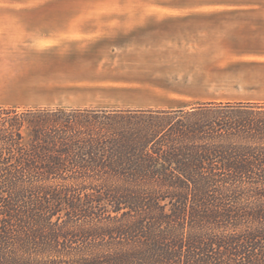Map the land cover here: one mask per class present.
Instances as JSON below:
<instances>
[{
  "label": "trees",
  "instance_id": "16d2710c",
  "mask_svg": "<svg viewBox=\"0 0 264 264\" xmlns=\"http://www.w3.org/2000/svg\"><path fill=\"white\" fill-rule=\"evenodd\" d=\"M0 264H264V103L0 108Z\"/></svg>",
  "mask_w": 264,
  "mask_h": 264
},
{
  "label": "crops",
  "instance_id": "0c3cea01",
  "mask_svg": "<svg viewBox=\"0 0 264 264\" xmlns=\"http://www.w3.org/2000/svg\"><path fill=\"white\" fill-rule=\"evenodd\" d=\"M121 2L0 0V108L264 103V0Z\"/></svg>",
  "mask_w": 264,
  "mask_h": 264
},
{
  "label": "rangeland",
  "instance_id": "374dc122",
  "mask_svg": "<svg viewBox=\"0 0 264 264\" xmlns=\"http://www.w3.org/2000/svg\"><path fill=\"white\" fill-rule=\"evenodd\" d=\"M36 1V0H30ZM119 0H60V4L63 5H85V4H124L126 2L118 3ZM227 88V87H221Z\"/></svg>",
  "mask_w": 264,
  "mask_h": 264
},
{
  "label": "snow or ice",
  "instance_id": "6c2138e0",
  "mask_svg": "<svg viewBox=\"0 0 264 264\" xmlns=\"http://www.w3.org/2000/svg\"><path fill=\"white\" fill-rule=\"evenodd\" d=\"M105 2H106V0H105Z\"/></svg>",
  "mask_w": 264,
  "mask_h": 264
}]
</instances>
